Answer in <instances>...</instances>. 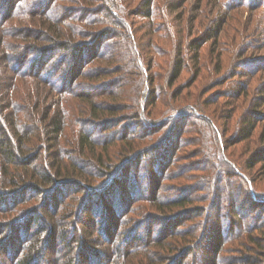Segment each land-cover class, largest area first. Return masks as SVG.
<instances>
[{
    "label": "rangeland",
    "instance_id": "1",
    "mask_svg": "<svg viewBox=\"0 0 264 264\" xmlns=\"http://www.w3.org/2000/svg\"><path fill=\"white\" fill-rule=\"evenodd\" d=\"M21 1L0 0V124L10 139L17 133L9 126L10 116L19 133L29 128L32 135L38 134L24 143L9 140L21 165L29 164L30 176L0 152V191L6 196L0 226H9L0 231V264H18V258L27 255L32 256L30 264H128L127 257L115 258L116 247L148 252L154 264L168 257V264H243L245 258L259 264L260 253L243 248L247 237L236 239L243 228L253 227L259 235L256 230H263L264 240V0H153L152 19L144 14L146 0H128L123 12L115 7L121 0H46V5L44 0ZM60 5L70 10L79 32L70 39L80 45L71 44V60L53 45L54 39L69 40L67 26L55 32L49 23L58 19ZM86 8L98 14L87 17ZM108 11L125 19L124 31L107 23L95 25ZM105 30L110 34L104 36ZM123 32L129 36L138 71L127 52L115 47L128 43ZM194 40H201L202 46L198 67L190 60L194 51L188 45ZM179 42L189 70L170 85ZM6 55L12 60L5 62ZM117 78L125 81L112 88L114 95L106 96L107 85ZM152 90L158 98L154 104ZM81 95L102 109L94 115ZM59 112L66 128L54 151L43 149L50 145L46 124ZM136 112L142 117L133 119ZM151 125L162 126L159 142ZM252 125L250 137L243 139V130ZM86 130L93 145L84 155L79 144ZM135 134L141 139H134ZM0 141L7 139L0 136ZM131 145L147 154L138 162L133 156L132 164L111 171ZM50 153H57L63 177H58L56 191L54 184L39 185L37 195L26 185L33 183L35 172L56 174ZM215 156L224 159L226 169L216 166ZM86 164L96 184L107 181L84 195L75 208L74 198L80 200L83 192L67 184L74 177L87 183L80 175L89 173ZM105 165L114 172L111 180L104 176ZM212 166L219 176L216 190L206 179ZM186 201L183 208H155ZM197 230H202L198 240L176 251L171 236L178 231L191 238ZM36 241L42 243L38 248ZM131 260L138 262L136 255Z\"/></svg>",
    "mask_w": 264,
    "mask_h": 264
},
{
    "label": "trees",
    "instance_id": "2",
    "mask_svg": "<svg viewBox=\"0 0 264 264\" xmlns=\"http://www.w3.org/2000/svg\"><path fill=\"white\" fill-rule=\"evenodd\" d=\"M25 1L26 0H23V2L21 1V4H25ZM50 0H48V2H49ZM54 1V0H53ZM62 2H63V0H61ZM43 3H45V5H46V0H44V1H42ZM76 3H81V1L79 0V1H77V2H75V4ZM95 3V2H94ZM125 3H127V5H129V2H128V0H121V3H118V5H115V7L117 8V10H119V8L121 9L120 11H122L123 12V10H125L124 9V4ZM153 3V0H146V2L144 3V11H145V17H147V18H149V19H152V17H153V11L151 10V4ZM49 5H51V4H49ZM49 5H47L46 6V11L49 9ZM59 8L60 9H62L61 10V12H59L58 13V15H59V17H58V19L57 20H54L53 21V24L51 23V22H49L51 25H54V30H55V32L56 31H59L61 28H63V26H67V31L69 32L68 33V37H69V40H66V41H60V40H57V39H54L55 40V42H53V45L55 46V51H58V52H60V53H62L63 54V56H65V57H67L66 59H70L71 60V49H72V47L73 46H71V44L73 45V44H75V46L76 47H79L80 45H76L77 43L76 42H73V41H71L70 39H72V38H76V35H78V31L76 30V25H75V22H74V20H72V17H69L70 15V10H65V8L64 7H62L61 5L59 6ZM87 10H84V12H87V17H89V16H96V14H98V13H94V12H90V11H88L89 9L88 8H86ZM52 10V9H51ZM12 11V10H11ZM46 11H44V13L43 14H45V12ZM50 11V10H49ZM96 11V10H95ZM13 12V11H12ZM89 13V14H88ZM90 13H92L91 15H90ZM104 14V17H105V19L103 20V19H101V20H99L98 22L96 21L95 22V25H99V24H102V23H107L109 26L110 25H113V26H116V27H118V28H120V29H122L123 31L126 29L125 28V26H124V22H125V19H120V18H118V17H116V16H114V14L113 13H111V12H105V13H103ZM123 14V13H122ZM66 15V17H64ZM35 16V18L37 17V16H39V15H37V14H35L34 15ZM33 17V16H32ZM121 17V16H120ZM98 18V17H97ZM1 20V19H0ZM219 22H215L214 23V26L216 27V31H218V33H219V28H220V24H218ZM61 27V28H60ZM50 32H52V31H50ZM103 33V35L105 36V35H108V34H110V30H105V31H102ZM53 33V32H52ZM52 33H50L51 35H53ZM101 34V33H100ZM83 35V34H82ZM11 36V35H10ZM50 37H52V36H50ZM52 38H55V36L53 35V37ZM122 38H125L126 39V41L129 39V36H127V35H125V32H123V36H122ZM12 39V38H11ZM10 39V40H11ZM205 41H206V39H205ZM128 43H126V45H123L121 42L117 45V46H115L116 47V49H117V51H122V50H124L125 52H127V54H128V56H129V58H130V60H132V62L134 63V69L136 70V71H138V69L140 68V67H138V64L136 63V56H135V53H134V51H133V49L131 48V43H130V41H127ZM207 42V41H206ZM205 42V43H206ZM204 43V44H205ZM201 44V40H194V41H192L188 46H189V49L190 50H192V51H194V54H192V57L190 58V60H192V61H194V67H198V66H200V61H201V57H200V49L202 48V46L200 45ZM6 46H7V49H9V48H11V46L8 44V42L6 43ZM179 48V51H178V56L176 57V61L174 62V64H173V66H172V69H171V76H170V82H169V84L170 85H173L174 84V82L176 81V80H178L181 76H182V74H183V72L185 71V70H189V67H188V65L186 64L187 62H186V57L184 56V54H183V48H182V46H181V43L179 42V46H178ZM1 58V57H0ZM10 61V60H12V58L11 57H7V55L5 56V62H7V61ZM189 60V59H188ZM70 62V61H69ZM149 69L151 68V63L149 62ZM69 67V66H68ZM117 72L119 71V70H116ZM117 72H114L113 71V73H111L112 74V76L113 75H115L113 78H115L116 77V73ZM197 73H199V72H197ZM107 75H109L108 73H105V76H107ZM101 75H96V77L97 78H99ZM116 79V78H115ZM117 79H119L118 81L117 80H115L113 83H114V85H112V84H110V86L109 85H107L108 86V90L106 91L107 93H106V96H111L110 95V93L111 94H113L112 93V91H113V89L114 88H117V87H119L120 88V86H122V82L123 81H125L124 79H120V78H117ZM122 81V82H121ZM115 82H116V84H115ZM140 83V82H139ZM124 84H125V82H124ZM1 85V84H0ZM140 86H141V83H140ZM113 88V89H112ZM0 91H2L1 90V86H0ZM136 94V93H135ZM152 94H153V96H152V101H151V103L152 104H154V103H156V100L158 99L157 98V96H156V93L155 92H153V90H152ZM114 95V94H113ZM72 96H74V97H78L79 98V94H75V95H72ZM81 97H82V95H81ZM130 97H131V99H133V96L132 95H130ZM84 100H86V101H89L90 102V105H91V107H92V112L94 113V115H96L95 113H97L98 112V110H101L102 108L100 107V105H98V104H96V103H94L92 100H90L91 98H86V97H82ZM86 98V99H85ZM69 109H70V111L74 114V116H75V113H76V111H75V108H74V106H67ZM140 110V109H139ZM138 110V111H139ZM3 112H4V110H3ZM139 113L140 112H136V113H134V114H132V118L133 119H138L139 117H142V115H139ZM14 115V114H13ZM61 116V114H60V112L59 113H56L55 115H53V117L51 118V122L50 123H47L46 124V136H48V140H49V146H47V145H44L43 146V149H46L47 147H50V149H51V151H54L53 149L54 148H57V144L59 143V140H60V138H61V136H62V133L64 132V130H65V128H66V122H64L63 121V119L60 117ZM11 117L12 116H10L8 119V123H9V126H11L12 128H11V130L13 131V132H16L17 131V133H16V136L13 134V136H12V138L10 139V136L8 135V132L7 131H4V128L1 126V124H0V136L2 137V138H6L7 139V142L5 143V142H3V141H0V152L1 153H3L4 154V157L6 156V159L9 161V164H11V165H13V166H20L21 165V162L19 161V159L16 157V155H15V153H14V151H13V149H12V146L10 145V142H9V140L11 141V140H16V139H18V140H21L22 141V143H24V141H26V140H28L29 138H32V137H34L35 138V136H36V134H38L37 133V131L35 132V135H32L33 134V132L31 131V132H29V128H26V129H24V131H23V134L22 133H19V131H18V125H17V123L16 122H14V121H12V119H11ZM254 118H256V117H254ZM147 126V125H146ZM254 127V125H252L251 126V129L249 128V129H245V130H243V136H244V138L243 139H248L249 137H250V133H251V130L252 129H254L253 128ZM87 128V127H86ZM161 128H162V126H159V125H154V126H152L151 125V127L149 126V129H151V132L152 131H154L155 133H157L158 135L156 136L158 139L155 141V142H159V140H160V137L162 136V130H161ZM160 129V130H159ZM11 130H10V132H11ZM150 131V130H149ZM137 133V132H136ZM137 134H135L134 135V139H141V137H139V135H137ZM81 136V135H80ZM38 137V136H37ZM91 136L89 135V132L86 130L85 132H84V134L81 136V140H80V144H79V147L82 149V152L81 153H83L84 155H85V151H86V149H88V147H92V140H91V138H90ZM148 139H151V137H149V136H146ZM145 137V138H146ZM129 138H132V137H129ZM146 138V139H147ZM137 139V140H138ZM122 141H125V140H123L122 139ZM136 150V147L135 146H132L131 145V149H129V154L127 155V154H125V156L124 157H122L121 158V161H119L117 164H115V165H113V167L110 169L108 166L106 167V165L104 166V168H106L107 170H105L103 173H104V176H106V178H109L110 180L115 176L114 175V172H110V170L111 171H118V170H120L121 169V164H124L125 162L126 163H128V165H130V164H132L133 163V161H136V162H138V160H140L142 157H144L146 154H147V151L145 152V151H143L142 153H139V152H136L135 151ZM34 151V150H33ZM32 151V152H33ZM81 151V150H80ZM23 152H24V150H23ZM87 152V151H86ZM133 154H132V153ZM37 157H38V155H40V154H38L37 152L36 153H34ZM52 155V157L51 158H53V160H52V164H51V167L52 168H54L55 170H56V174H54V175H56V176H54V175H50L49 173H38V172H35V174L34 175H32V179H35L34 181H32L33 183H29L28 185H26V187H27V189H30V191L31 192H35V194H37V193H39L40 191H42V189H41V187L40 186H52L53 184L54 185H56V188L54 189L55 191L58 189L57 187L59 186V184L60 183H58L57 182V180H58V177L60 178V177H63L62 175H61V170H60V165H61V161L59 160V158H58V156H57V153H50V156ZM134 156V160L132 161V159L133 158H131V157H133ZM258 156V155H257ZM260 157V156H259ZM259 157H257L258 158V161H261V157L259 158ZM217 157L215 156V161H216V166L218 167V168H220L221 169V167L223 168V169H226V167L225 166H227L226 165V163L224 162V159H216ZM98 161H99V163H101V165H104V161H103V158L102 157H100L99 159H98ZM254 161V160H253ZM27 163V162H26ZM207 164V163H206ZM29 164H23V165H21L23 168H25V170H26V168H27V166H28ZM128 165H126V166H128ZM208 165V164H207ZM84 166V169L86 170V171H88L89 170V173H87V174H85L84 172H82V171H80L81 173H80V175H84V178L87 180H85L87 183H89V184H87V183H82V182H80V181H78V180H76V179H79V178H77V177H74L73 178V180H69V182H68V184H67V186H68V188L70 189H72L73 191L75 190L76 192H83V195H82V197L80 198V200L79 199H75L74 198V201H75V204H74V206H75V208H76V204L77 203H81L82 202V200H83V197H84V195H86V194H89L90 195V193L92 192H95V191H98L99 189H101V188H103L105 185H106V181H107V179H104V180H102L101 182H98L97 184H96V182H94V178H92V176L90 175V172H91V169H90V165L89 164H86V165H83ZM127 168V167H126ZM126 168L125 167H123V171L126 173ZM250 168H252V165L250 166ZM110 169V170H109ZM103 170V169H102ZM216 171H217V168H215V166H212V169H210V173H209V177H207L206 179L207 180H209L208 182H211V187L214 189V190H216V183L218 182V179H219V176H217L216 175ZM122 174H124V173H122ZM26 175L27 176H30L29 175V173L27 172V170H26ZM74 175L76 176H79L78 174H76V172H74ZM81 176V177H82ZM91 176V177H90ZM224 177V174L222 173V178ZM69 179V177H66L65 176V179ZM96 178H98V179H102V177L101 178H99V177H96ZM95 178V179H96ZM25 179V178H24ZM91 179H93V182H92V180ZM175 179H179L178 178V176L177 177H175V178H173V179H171V180H175ZM224 179V178H223ZM223 179H222V181H223ZM110 180H108V181H110ZM25 182H26V180H24ZM23 181V182H24ZM92 183V184H91ZM40 185V186H39ZM206 187V186H205ZM206 189H209V188H206ZM54 193V192H53ZM110 194H111V191L109 192ZM5 193H3V192H1L0 191V205L1 204H3L2 203V201H4V199L6 198V196L4 195ZM55 194V193H54ZM38 195V194H37ZM42 195V194H41ZM72 195V194H71ZM36 197H39V196H36ZM159 202V201H158ZM188 201H186V202H183V203H177V204H172V205H169V204H164V203H160V204H158V205H156L155 204V208H157L159 211H161V212H163V211H165L166 209H169V210H174L175 208H183V207H186V205L188 204L187 203ZM85 203V202H84ZM74 206H71L70 208H72V207H74ZM230 206L231 207H235L236 206V202H234V200H231L230 201ZM78 211L80 210V208H78L77 209ZM70 211V210H69ZM72 211V210H71ZM198 214H200V212H201V210L199 211H196ZM145 213V211H143V214ZM192 215V214H191ZM64 217H65V214H64ZM65 218H68L67 216L65 217ZM199 226L201 227V228H203V226H204V222H200V224H199ZM9 226L7 225V226H0V231H2V230H4L5 231V229H7ZM255 229H259V228H255ZM45 230H46V228L44 229L43 228V230L42 229H40V232L38 231V233H41L40 234V236L37 238V239H39V240H41V236L45 233ZM263 230H256V232H258V233H260L261 232V235H259V234H256L255 233V231L253 230V227H247V228H243V230H242V233H240L239 232V236H238V238L236 239V242H238V241H243L244 239V237H247L246 239H248V241H245V242H243L244 244H243V248L244 249H251V251H253V252H255V253H260L259 255L261 256V258H263V259H261L260 260V262H259V264H264V240L263 241H261L263 238H260L261 236H262V232ZM177 233L176 234H174V235H172L171 237H174V239H175V242H176V246H175V249H176V251H182V250H185L186 248H187V246H188V244H192V243H195L197 240H198V238L202 235V230H197V231H195V233L193 234V235H191V238H188V236H186V235H184L185 233H178V231H176ZM263 237V236H262ZM123 240V241H122ZM121 241H122V244L121 245H123V246H125L126 245V243H127V239L126 238H123ZM62 241L66 244V245H68V243L69 242H66L65 241V237H63L62 236ZM241 243V242H240ZM39 244L41 245L42 243H41V241H39V242H34V245H35V248L37 247H39ZM128 244V243H127ZM145 245H147V243H145V244H142L141 245V248H143ZM164 245H166V244H163L162 246H164ZM138 248L140 247V245H138L137 246ZM146 247V246H145ZM124 248V247H123ZM226 249V248H225ZM239 249V248H238ZM133 251H136V252H126V251H123V250H120L118 247H116V249H115V251H114V253H115V258H121V259H124V258H126L125 260H126V262L128 263V264H154V262H153V260H149V257H148V250L146 251L147 253L145 254V253H143V251L140 249V250H137V249H133ZM188 251V253H190L189 251L190 250H186V252ZM224 252H226V250H224ZM246 252V251H245ZM134 254V255H133ZM136 255V257H137V260H138V262H134V261H132L131 260V258L133 257V256H135ZM140 255H144V256H140ZM20 257V256H19ZM19 260H17V261H20V262H18V264H30V261L32 260V256H25L23 259H21L20 260V258H18ZM168 259V261H169V259H171L170 257H168L167 258ZM162 261V262H161ZM164 261V259L163 258H161V260H160V262L158 263V264H168V261H165V262H163ZM190 262H192V261H190ZM72 264H74V262L72 263ZM177 264H188V263H181L180 262V260H178V262H177ZM243 264H254V261L253 260H251L250 258H245L244 260H243Z\"/></svg>",
    "mask_w": 264,
    "mask_h": 264
}]
</instances>
